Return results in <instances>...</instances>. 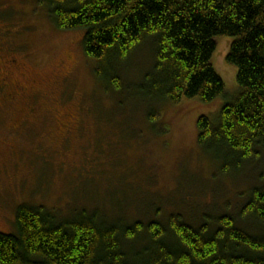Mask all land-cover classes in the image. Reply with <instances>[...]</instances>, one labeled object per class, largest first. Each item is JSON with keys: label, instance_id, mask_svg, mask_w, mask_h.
<instances>
[{"label": "rangeland", "instance_id": "374dc122", "mask_svg": "<svg viewBox=\"0 0 264 264\" xmlns=\"http://www.w3.org/2000/svg\"><path fill=\"white\" fill-rule=\"evenodd\" d=\"M40 1L0 0V51L17 61L0 79V232H13L22 204L58 217L95 208L123 223L238 211L239 196L264 182V146L232 177L217 173L197 142V119L216 123L238 92L226 61L231 39L217 37L211 58L225 97L151 105L142 91L149 44L117 63L119 87L104 84L83 52V31L55 27Z\"/></svg>", "mask_w": 264, "mask_h": 264}, {"label": "trees", "instance_id": "16d2710c", "mask_svg": "<svg viewBox=\"0 0 264 264\" xmlns=\"http://www.w3.org/2000/svg\"><path fill=\"white\" fill-rule=\"evenodd\" d=\"M40 3L58 29L83 31V52L96 63L104 84L119 87L117 63L149 44L153 67L142 91L151 105L225 97L211 58L216 38H230L226 61L236 68L238 92L216 123L206 116L197 119V142L220 164L217 173L236 177L259 159L264 146V0ZM152 117L158 119L151 112ZM250 188L245 198L237 197L236 205L241 200L242 206L233 215L204 213L197 220L173 211L147 222L123 223L95 208L92 214L80 210L58 217L43 206L22 204L13 232H0V264H264V182Z\"/></svg>", "mask_w": 264, "mask_h": 264}, {"label": "flooded vegetation", "instance_id": "af4514ba", "mask_svg": "<svg viewBox=\"0 0 264 264\" xmlns=\"http://www.w3.org/2000/svg\"><path fill=\"white\" fill-rule=\"evenodd\" d=\"M8 55H2L0 51V79H8L13 75L12 70L9 69V66L14 65L17 61L15 58H7Z\"/></svg>", "mask_w": 264, "mask_h": 264}]
</instances>
